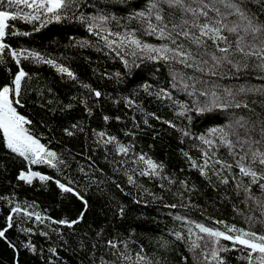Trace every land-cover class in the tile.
Returning <instances> with one entry per match:
<instances>
[{"label": "snow or ice", "instance_id": "snow-or-ice-1", "mask_svg": "<svg viewBox=\"0 0 264 264\" xmlns=\"http://www.w3.org/2000/svg\"><path fill=\"white\" fill-rule=\"evenodd\" d=\"M116 10L125 14L118 16ZM17 21L31 25L30 31L18 28ZM54 23L83 28L95 37L77 40L70 34L68 47L95 48L120 62L122 70L98 74L111 91L81 79L64 52L56 55L16 40ZM84 59L91 62L89 57ZM25 62L53 70L54 77L70 86L67 100L59 98L46 78L39 90L26 87L34 76L41 77L26 70ZM160 62L169 68L170 87L190 99L174 98L169 88L151 80ZM7 64H14L15 71L7 67V79L0 83V149L5 159L11 157L17 172L13 191L0 195L5 205L0 241L12 251L11 264H21V250L43 264H68L61 250L76 257L78 264H154L142 244L134 250V229L119 230L127 210L117 194L140 202L125 184L157 199L138 183L139 177L155 181L162 189H175L173 195L188 201L180 207L199 208L191 196L203 194L212 206L217 201L229 203L234 214L244 217V225L238 226L211 215L204 218L207 222L179 216L181 230L172 229L170 234L184 243L193 264H231L226 254L233 251L246 264H264V0H0V65ZM33 91L49 114L47 120H36L24 111L25 96ZM145 98L168 102L180 122L147 112ZM110 105H123L132 114L122 110V115H110L106 111ZM77 107L88 118L99 110L105 125L127 120L120 129L123 136L107 127L93 128L83 116L74 117ZM150 118L174 131L179 144L188 140L198 150L194 156L191 150L178 148L187 168L203 179V186L138 150L141 122L152 128ZM205 125L212 126L196 131ZM37 126L44 130L37 132ZM57 131L62 137L82 140V150L52 147ZM152 135L158 133L153 130ZM100 154L111 175L100 167L96 158ZM3 166L6 171L9 164ZM177 171L183 173L184 168ZM118 176L123 181L118 182ZM36 182L45 188L54 185L61 202L55 207L63 215L54 216L36 200L18 197L16 189L36 187ZM92 191L102 203L97 217L89 221L92 205L86 197ZM65 200L77 201L79 206L62 208ZM10 230L15 234L9 235ZM37 235L40 242L33 239ZM159 239L166 248L168 241ZM181 260L187 264L189 257L182 255Z\"/></svg>", "mask_w": 264, "mask_h": 264}, {"label": "trees", "instance_id": "trees-1", "mask_svg": "<svg viewBox=\"0 0 264 264\" xmlns=\"http://www.w3.org/2000/svg\"><path fill=\"white\" fill-rule=\"evenodd\" d=\"M102 2H106V0H102ZM116 14L118 16H123L125 13L123 11L116 10ZM16 24L17 27L22 30L30 31L31 29V25H27L22 21H17ZM70 34L74 35L77 40L89 38L95 39L92 34L87 33L83 28L69 29L66 26L54 23L42 28L39 32H33L28 37H17L16 40L24 46H30L41 51L53 52L56 55H59L60 52H64L66 56L72 58L70 61L71 66L77 71L81 79L92 83L94 86L101 87L103 90L111 91V88L104 87V81L98 78V74L99 72L106 70L113 72L116 70H122L120 62L118 60L107 58L104 53L97 52L95 48L79 49L75 46L68 47L69 41L67 37ZM144 39H148L153 43L159 42L155 40V38L151 37H144ZM16 40L13 42L15 43ZM84 57H89L91 62L89 63L86 61ZM150 63L151 62H149V64ZM9 66L13 71H15L14 64L0 65V83L6 81L8 76L6 68ZM24 66L25 69L30 72H38L41 77L40 80H37L34 76L26 87L39 90L40 85L44 83L43 78H46L48 85L53 86L58 92L59 98L64 99L65 101L67 100L65 94L70 91V86L66 83L62 84L58 78L54 77L53 70H51L48 66H37L27 62H25ZM157 67L160 70L158 72L153 71L150 77L154 83H158L159 86L169 88V90L173 92L174 98H179L180 100L190 99L183 91L170 87L169 80L171 79V76L169 68L163 62H160ZM177 68H180V66L177 65ZM94 71L97 73L96 75L93 74ZM184 71L190 72V70L186 69ZM145 77L148 78L147 72L145 73ZM252 82L257 84L260 83V81L255 79H253ZM25 99L28 101V104L24 111L29 113L36 120H40L41 118L45 120L48 119L49 114L39 106V103H37L35 91L28 93L25 96ZM249 99H251V97H249ZM40 103H42V101H40ZM144 106L147 112H156L157 115L165 120H174L177 123L180 122L168 102H160L155 99L148 102L147 98H145ZM122 110L128 111L129 115L132 114L130 110L123 109V105H110L106 108V111L110 115H122ZM72 115L74 117L83 116L85 120L90 121L91 127L97 129L107 127L110 132L117 133L121 137L123 136V133L120 129L128 123L127 120L121 123L110 120L108 124L105 125L101 119V112L99 110L95 112L93 117L88 118L86 114L82 112L80 107H77L73 111ZM137 115L139 116L140 114L137 113ZM220 122L221 121L219 120L216 121V123ZM150 123L152 124V128L145 127L141 122L142 131L138 132L136 138L138 150H143L154 158L164 161V163L168 165L169 170L175 171L181 178L186 177L198 186H203V179L199 177L198 172L195 169L189 170L187 168V165L183 162V158L178 151V148L182 147L185 150H191L194 156L199 155L198 150L193 148L191 142L188 140H185L183 144H179L176 139L177 134L170 130L168 126L163 124L161 121L152 120L150 118ZM207 126L212 125H205L196 131H204ZM35 130L39 132L44 129L37 126ZM153 130L158 133L155 138L152 135ZM55 136L56 141L53 142L52 147L56 150H60V148L64 145H67L75 152H80L82 150V140L77 141L75 139L62 137L58 131L55 133ZM149 145H152V147L150 148ZM221 151L223 152L224 150L222 149ZM101 155L102 154L96 157L100 167L105 168V170L111 175V170L109 166L103 162ZM10 161L11 157H7V159H5L4 151L0 149V195L13 191L11 185L16 183L15 175L17 172V166L12 165ZM5 163L9 164L6 171L3 166ZM180 168H184L183 173L177 171ZM42 170L51 173V170L49 169L42 168ZM116 179L120 182L123 181L124 178L122 176H118ZM138 183L143 184V186L148 188L149 191L155 193L157 199L154 200L153 197L149 196L147 193L140 195V193H142V189L133 188L132 186L125 184L126 190H130L132 196H138L140 202H133L131 196L117 194L126 206L127 210V217L125 221L119 225V230L123 233L126 230L134 229L135 231L132 236V239L136 241V243L132 245L134 250H138V245L142 244L145 249V254L154 261V264H157V261L158 264H185V262L181 260L182 255L189 257L187 264H193L191 254L188 253L184 243L177 241L175 237L170 234V230L172 229L181 230L182 221L178 219L179 216L187 214L190 215L191 219L207 222L204 218L211 215L217 218H224L229 223H236L238 226L244 225V217L234 214L231 204L229 203H221L217 201L216 205L212 206L211 202L205 195L193 194L191 196L193 204L199 205L200 207L184 208L180 207V205L188 204V201L181 200L177 196L173 195L175 189L172 191L162 189L155 181H150L145 177H139ZM16 192L18 197L21 199H27L29 201L36 200L41 208H48L50 210V214L54 216L64 214L60 211V209L55 207L56 204L61 202L54 185L50 188H45L41 187L39 182H36V187L22 185L20 188L16 189ZM86 198L89 199V202L92 205V211L88 213V220L91 221L97 217V212L102 201L99 198V194L95 191L88 192ZM171 204H176L177 207H168V205ZM65 205L74 209L79 206V202L73 201L72 203H68V201L65 200L64 203L61 204V207L64 208ZM238 207L243 208L244 206L242 204H238ZM4 211L5 205L3 202H0V223H2ZM81 227H83V225H81ZM257 227H259V225H257ZM14 234V230L9 231V235ZM160 237H163L164 240L168 241L166 248L161 247L163 241L159 239ZM21 239H23V236H21ZM33 239L37 242L42 240V238L38 235L34 236ZM60 255L68 261V264H78L77 258L72 256L70 253L61 250ZM226 255L231 260V264H246L245 261L236 259V256L240 255V253L233 251L227 253ZM11 259V249L7 248L3 241H0V264H11ZM20 261L21 264H43L38 257H33L24 250H21Z\"/></svg>", "mask_w": 264, "mask_h": 264}]
</instances>
